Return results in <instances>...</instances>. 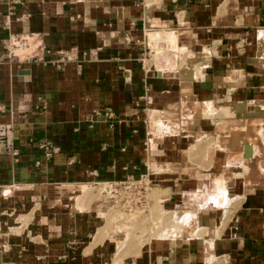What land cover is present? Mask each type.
<instances>
[{
    "label": "crops",
    "instance_id": "crops-1",
    "mask_svg": "<svg viewBox=\"0 0 264 264\" xmlns=\"http://www.w3.org/2000/svg\"><path fill=\"white\" fill-rule=\"evenodd\" d=\"M221 1L0 0V131L17 152L6 154L0 139V264H106L102 250L85 253L92 236L87 234L94 233L102 214L91 209L70 215L77 222L90 219L85 232L66 223L64 206L75 210V197L85 187L89 194L82 203L90 200L100 208L95 201L105 200L99 194L104 186L137 180L165 167L158 157H173L159 141L156 154L147 147V101H168L162 95L176 87L157 65L146 66L148 19L174 24L183 12L184 23L197 31L196 49L192 38L183 42L202 57L200 86L214 95L207 101L227 102L218 100L220 90H242L236 102L230 96L232 104L262 91L263 69L250 67L252 49L239 56L237 45L251 41L253 34H246L253 29L264 28V0ZM206 54L213 59L206 61ZM243 68L245 80L237 87L233 76ZM106 111L115 113L111 125L93 115ZM43 144L57 154L47 160ZM187 174L196 173L187 167ZM156 240L132 264H264V200L245 197L212 241Z\"/></svg>",
    "mask_w": 264,
    "mask_h": 264
},
{
    "label": "rangeland",
    "instance_id": "rangeland-1",
    "mask_svg": "<svg viewBox=\"0 0 264 264\" xmlns=\"http://www.w3.org/2000/svg\"><path fill=\"white\" fill-rule=\"evenodd\" d=\"M147 1L150 3V0ZM238 1L248 4L259 0ZM182 14L179 16L181 21L174 24L148 19L143 36L148 49L146 66L150 67L153 63L168 77L176 80L173 92L162 95L170 97L168 101L160 98L153 103L149 99L150 104L147 101L145 107L147 110L154 109L157 120V125L153 127L157 141H153V144L159 141L161 147L167 145V148L173 150L170 151L173 157L165 158V154L158 157L157 161H163L162 165L166 163L165 167H155L152 173L147 170L148 173L137 180L114 184L107 191L99 189L100 196L105 199L103 203L102 200L95 201L97 205H103L100 208H93L90 200L81 203V207H75V210L68 204L64 206L65 213L69 214L66 223L74 227L79 224L85 232L89 227L87 223H91L90 219L77 222L70 215L74 211L91 214V209H96V214L98 211L102 214L101 218L97 217L94 233L87 234L92 236L85 241L89 243L85 245V253L102 250V260L106 264H132L137 256L150 252L151 246L157 242L156 238L164 242L174 240L171 242L174 245L182 243L175 242L181 239L212 241L214 237L219 238L226 226L230 225L245 197L261 195L264 200V96H257L258 92H264V88L256 91V94L253 91L246 93L244 102L237 101L240 102L237 104H232L230 96H241L240 88L218 91V100L224 102L225 98L229 99L225 103L207 101V97L213 100L214 95L205 94L200 86L202 57L195 51L185 49L187 43L183 42L192 38V47L196 49L198 41L195 36L198 33L184 23L186 16ZM223 16L227 15L224 13ZM252 31L246 35L249 37L253 34V39L248 42L239 41L237 50L239 56H242L245 48L252 49L253 55L248 57V65L263 69L260 75L264 79V28L258 27ZM168 32L176 35V44L165 35ZM150 33H155L152 40ZM13 45L19 46L17 43ZM205 59L211 61L213 56L206 54ZM183 69L189 70L185 72ZM244 80L243 68L234 73L232 83L238 87ZM201 98H206V103L198 104L197 100L203 101ZM192 103L198 104L200 110H194ZM147 110L146 114L149 112ZM146 117L150 154L152 130L149 116ZM151 148L152 155L156 154V145ZM187 167L196 173L195 177L191 178L187 174ZM198 172L206 177L199 178ZM187 178L195 184L190 185L184 181ZM201 220L205 221L203 225L200 224ZM140 226L145 234L141 235ZM111 234H116L120 239L116 236L113 240Z\"/></svg>",
    "mask_w": 264,
    "mask_h": 264
},
{
    "label": "built area",
    "instance_id": "built-area-1",
    "mask_svg": "<svg viewBox=\"0 0 264 264\" xmlns=\"http://www.w3.org/2000/svg\"><path fill=\"white\" fill-rule=\"evenodd\" d=\"M93 115H94L95 118H102L103 122L108 123L110 125L112 124V122H113V120L115 118V113H112L110 111H106V112H103V113L95 112ZM0 139H2L1 141H4V143H5L4 148H5L6 154H9V155H11L13 157L17 156L16 150L12 147V145L10 143H7L8 140L3 135V133L1 131H0ZM41 149L43 150L44 157L47 160L51 159L58 152L57 148H54L52 146H47L46 144L41 145Z\"/></svg>",
    "mask_w": 264,
    "mask_h": 264
},
{
    "label": "bare ground",
    "instance_id": "bare-ground-1",
    "mask_svg": "<svg viewBox=\"0 0 264 264\" xmlns=\"http://www.w3.org/2000/svg\"><path fill=\"white\" fill-rule=\"evenodd\" d=\"M150 34H152L151 36H150V40H152L153 39V35H155V33H150ZM165 35L169 38V40H171V42H176L177 40H178V38L176 37V35H174V33H165ZM177 39V40H176ZM149 41V40H148ZM176 44V43H175ZM175 46V45H174ZM182 77V76H181ZM191 107L194 109V110H197V111H199L200 110V107L198 108V104H194V105H191ZM191 108V109H192ZM148 116H149V123H150V130H152V132H151V135H152V137L150 138V141H149V148H150V155H152V148L151 147H154L156 144H153V141H155V139L153 138V135L156 133L154 130H153V127L155 126V125H157L156 123H157V120L155 119L156 117H154V110H149V112H148ZM241 139V138H240ZM257 152V151H256ZM249 162V161H248ZM247 162V163H248ZM255 169V168H254ZM253 171H255V170H253ZM256 179V178H255ZM249 181V180H248ZM110 185L109 186H104L103 187V190L104 191H107V190H109L110 189ZM82 188V187H81ZM83 190H82V192H83V194L82 195H79V196H82L81 198H79V197H75L76 198V200H75V202L77 203V208H80L81 206V203H82V199L86 196V194L89 192V191H87L86 189H85V187H83L82 188ZM89 190V189H88ZM223 193V192H222ZM89 194V193H88ZM179 209H181V208H179ZM187 211V210H186ZM178 212V211H177ZM173 213V212H172ZM180 214V213H179ZM175 217V216H174ZM177 217V216H176ZM183 217V216H182ZM184 224V223H183Z\"/></svg>",
    "mask_w": 264,
    "mask_h": 264
}]
</instances>
